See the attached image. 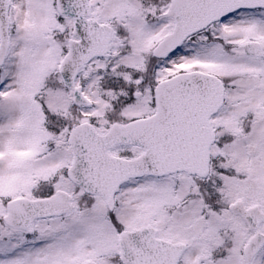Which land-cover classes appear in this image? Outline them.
<instances>
[{"label": "snow or ice", "instance_id": "snow-or-ice-1", "mask_svg": "<svg viewBox=\"0 0 264 264\" xmlns=\"http://www.w3.org/2000/svg\"><path fill=\"white\" fill-rule=\"evenodd\" d=\"M0 264H264V0H0Z\"/></svg>", "mask_w": 264, "mask_h": 264}]
</instances>
